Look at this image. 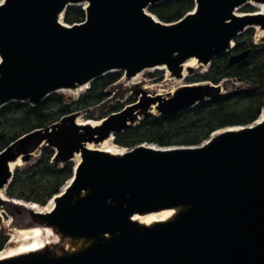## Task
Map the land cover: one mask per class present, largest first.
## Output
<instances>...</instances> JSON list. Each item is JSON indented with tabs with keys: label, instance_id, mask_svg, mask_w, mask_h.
<instances>
[{
	"label": "water",
	"instance_id": "1",
	"mask_svg": "<svg viewBox=\"0 0 264 264\" xmlns=\"http://www.w3.org/2000/svg\"><path fill=\"white\" fill-rule=\"evenodd\" d=\"M165 1L1 0L0 109L33 108L115 72L129 80L162 67L179 80L189 59L202 69L223 55L234 64L249 54H231L247 28L263 32L258 45L264 44V0H191L193 9L169 24L147 11ZM249 2L261 5L260 13L236 16ZM68 7H81V23H63ZM219 92V84L208 82L166 96L136 88L129 103L95 126L78 125L77 112L10 142L0 151V195L17 158L25 163L34 151L50 149L52 165L70 163L75 154L79 161L48 201L49 212L27 211L32 223L63 241L59 251L48 245L0 264H264V120L218 130L194 147L143 143L121 155L86 148ZM163 211L173 214L147 226L132 221Z\"/></svg>",
	"mask_w": 264,
	"mask_h": 264
},
{
	"label": "trees",
	"instance_id": "2",
	"mask_svg": "<svg viewBox=\"0 0 264 264\" xmlns=\"http://www.w3.org/2000/svg\"><path fill=\"white\" fill-rule=\"evenodd\" d=\"M192 9L191 0H167L148 7L147 11L159 22L169 24L178 21ZM250 12L251 9L248 13ZM83 19L81 7H68L62 17L66 25L79 24ZM251 39L252 30L247 29L233 40L231 54L249 50L245 59L230 64L227 55L217 57L209 64L204 75L195 78V83L208 82L213 85L230 79L243 84V88L191 109L139 121L132 129L115 135L114 144L127 149L143 143L162 148L194 147L218 130L254 123L264 107V44L253 45ZM120 74L110 73L94 80L88 89L69 104L63 103L59 95H52L33 108L23 103H11L2 107L0 151L24 133L45 128L64 116L95 107L103 101L106 89L118 80ZM117 108L119 107H113V112ZM52 155L50 149H42L32 164L14 169L4 195L11 200L44 206L72 176L73 166L70 163L60 167L52 165ZM5 243L6 236L0 228V252Z\"/></svg>",
	"mask_w": 264,
	"mask_h": 264
},
{
	"label": "rangeland",
	"instance_id": "3",
	"mask_svg": "<svg viewBox=\"0 0 264 264\" xmlns=\"http://www.w3.org/2000/svg\"><path fill=\"white\" fill-rule=\"evenodd\" d=\"M249 9L252 11H257L258 8L250 6L249 4L242 5L235 9L234 13L238 15L247 14ZM251 29V28H247ZM246 29V30H247ZM252 30V39L251 42L253 45H258L260 38L257 37L256 31ZM243 33V32H242ZM207 71V68L201 69H194L193 73L187 74L186 77L180 79H169V76L163 70H144L137 74V78L133 80L132 83L125 80L123 75L120 74V77L116 82L111 84L106 89V97L103 99L101 103L96 105L95 107L89 109L88 111L79 112V115L76 117V120L79 122H95L98 123L102 118L108 116L111 113H114L113 107L118 106V109H121L125 104L129 103L131 97L134 96L133 91L136 88H143L142 90L146 91L147 93H160L163 96H166L170 90L174 91L175 89L179 88L182 85L192 84L195 83V78L202 76ZM138 86V87H137ZM221 96L227 95L235 90H239L244 87L243 84L237 83L233 80L227 79L223 83L219 84ZM86 90V89H85ZM85 90L79 92L76 95H71L65 91H58L52 95H59L63 103L69 104L72 101H75L79 95H81ZM50 95V96H52ZM49 97V96H48ZM264 112V107L261 109L260 113ZM152 116H155L156 113H152ZM261 115V114H260ZM141 120V119H140ZM31 121V120H30ZM31 124V123H30ZM110 147L114 149H123L127 151L129 149L122 148L116 146L114 144V140L110 143ZM52 151V150H51ZM53 152V151H52ZM40 150L34 151L29 161L25 163H21L20 168L32 164L38 157ZM70 164L74 167L75 163L70 162ZM61 165H57L56 167H60ZM65 185V184H64ZM3 198H5L6 202L0 205V228L3 230L4 235L6 236V243L4 248L1 250L4 253L13 251L17 248L20 240V236L16 233L15 230L19 229H26V228H35L37 227L36 224L32 223L28 213L25 209L19 206H15L12 202H17L16 200L8 199L3 193ZM23 203V202H20ZM51 244L56 245L53 246V250L55 249L57 252L59 251L58 244L62 243L63 241L50 237L48 239ZM60 241V242H59Z\"/></svg>",
	"mask_w": 264,
	"mask_h": 264
},
{
	"label": "bare ground",
	"instance_id": "4",
	"mask_svg": "<svg viewBox=\"0 0 264 264\" xmlns=\"http://www.w3.org/2000/svg\"><path fill=\"white\" fill-rule=\"evenodd\" d=\"M250 6H253L255 8H258L257 13H260L262 7L261 5H257V4H253V3H248ZM84 6V5H83ZM235 15L237 16L238 14L235 13ZM239 16V15H238ZM58 22H61L60 19H58ZM254 30L256 31L257 37L261 38L263 35V32L259 31L257 28H254ZM188 68L191 69H200L201 67H199L196 63V61L194 59H189L187 60L185 63H183L182 65V70H181V78H184L187 76V72L186 70ZM149 70H164V68L162 67H157L154 69H149ZM201 70H203L201 68ZM165 73L167 74V72L165 71ZM168 75V74H167ZM169 76V75H168ZM137 78V75L132 77L131 79L127 80L129 81V83H132L133 80H135ZM169 79H173L172 77L169 76ZM180 79L178 81H180ZM85 86L83 87H79L76 88L74 90H67L65 92H68L71 95H76L79 92L85 90ZM144 88V87H143ZM141 88V89H143ZM64 91V90H63ZM172 92V90H170L168 92V94H170ZM147 93V92H146ZM148 94H157V95H161L160 93H148ZM150 113H155L153 108L151 109ZM262 120H264V112L261 113V115L259 116V118L257 119L256 123L261 122ZM76 123L79 124H87L90 126H95L98 123L95 122H90V121H85V122H79L76 120ZM112 142V137L110 136L108 139L93 145V144H87L86 148L90 149V150H98V151H102L105 152L107 154L110 155H121L124 150L123 149H114L112 147H110V143ZM79 161V155L75 154L73 156V158L71 159V162H74L75 165L78 163ZM21 165L20 159L17 158L13 163L9 164V168L11 170H14L16 168H19ZM74 165V166H75ZM5 191V190H4ZM4 191L1 192L0 195V199H4L2 193L4 194ZM13 204H15V206H19L22 207L23 209H25L26 211L29 212L30 211H34L36 213H42L45 214L47 212H49L52 207H53V202L50 201L47 203L46 206L42 207V208H38L37 206H31V205H23L19 202H14ZM173 213L171 211H163V212H159V213H153V214H149V215H144V216H134L132 218V221L137 222L141 225H150L153 224L155 222H161L166 220L167 218H169ZM16 233L20 236V240L18 241L19 244L17 246V248L13 251L4 253V252H0V260L6 259V258H12L15 256H20V255H25V254H29L32 252H37L43 249H46L48 247L50 243V241H48V239H50V237L56 238L57 236L48 228H39V227H35V228H26V229H19V230H15Z\"/></svg>",
	"mask_w": 264,
	"mask_h": 264
},
{
	"label": "built area",
	"instance_id": "5",
	"mask_svg": "<svg viewBox=\"0 0 264 264\" xmlns=\"http://www.w3.org/2000/svg\"><path fill=\"white\" fill-rule=\"evenodd\" d=\"M0 2H1V0H0Z\"/></svg>",
	"mask_w": 264,
	"mask_h": 264
}]
</instances>
